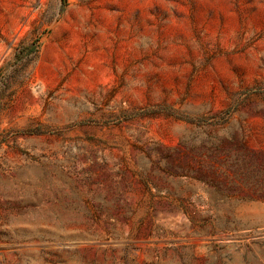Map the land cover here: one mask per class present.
<instances>
[{
  "label": "rangeland",
  "instance_id": "374dc122",
  "mask_svg": "<svg viewBox=\"0 0 264 264\" xmlns=\"http://www.w3.org/2000/svg\"><path fill=\"white\" fill-rule=\"evenodd\" d=\"M0 264H264V0H0Z\"/></svg>",
  "mask_w": 264,
  "mask_h": 264
}]
</instances>
